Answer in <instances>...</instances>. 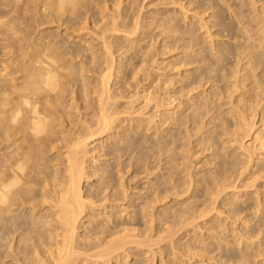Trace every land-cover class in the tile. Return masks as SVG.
Instances as JSON below:
<instances>
[{"label":"rangeland","instance_id":"374dc122","mask_svg":"<svg viewBox=\"0 0 264 264\" xmlns=\"http://www.w3.org/2000/svg\"><path fill=\"white\" fill-rule=\"evenodd\" d=\"M81 1L91 4L95 10V19L89 18V14L86 15L85 10L80 7V19L74 20L73 26V23H69L71 19L68 13L63 15V20L60 22L57 17L55 0H0V126L6 116L5 111L9 107L6 103L11 98V91L22 83L23 70L27 65L25 55L29 50H36L39 48V44L44 43L49 46L52 54H62L65 48L71 45L78 46L74 49L86 48L88 44L74 36L69 31L72 30L70 28L80 29L83 38H96V34H102L101 31L106 29L104 27L106 22L110 26L114 18L119 24L118 31L107 36L110 37L108 41L110 40L109 42L114 45L113 57L114 63H116L114 66L117 65L114 67L115 75L110 85L111 91H115L119 96L123 95V98L127 96L123 100L122 97L117 98L120 101L115 105L120 106L117 109L122 112L121 120L126 121L122 124L121 121H117L114 126L119 125V128L91 140L87 147V172L88 175L96 174V178H98L91 177L92 179L84 182L82 187L84 192L93 191L98 185L97 181L102 183L101 179L105 177L101 170L109 169V165L112 164L115 181L118 185H123L125 190L122 187L119 188L120 205L110 202L109 205L107 204L109 206L107 210L101 208L102 210L96 211L95 215L86 214V218L83 219L86 222L82 221L83 226L90 227L91 224H88V221L95 222L99 219L104 221L103 218L105 224H112L113 220L110 215L113 212L116 213L115 221L119 226L115 231L125 228L135 235V241L153 243H150L152 251L148 247L142 246L143 249L142 247L138 248L136 244H131L129 248H133L134 255L130 253L127 261L126 258H122L123 260L120 258L118 264H134L135 262H139V264H145L144 262L146 264H167L171 259L175 264H215V261L220 258L219 256L215 258L219 250L211 252L212 244L218 245L217 235L214 234L216 231L230 228L233 225L226 226L228 224V221L225 220L227 214L223 215V220L221 219V221H226V223L223 222L222 228H218L221 222L214 216L216 212L203 219H197V217L200 213L199 210L202 212L207 208L206 206H213V203H208L209 200L213 202L211 201V194L215 191L211 183L213 178L218 176L222 169L231 170L235 160L248 164L251 171H248L247 175H242V178H238L235 173L231 179L236 181V185H250L257 179L254 184H251L255 186L248 190L243 188L227 190L226 197L214 207L220 205L230 211L232 208L235 209L230 204L234 203L238 206L244 204L248 198H252V202L256 204L255 208L247 210L246 213L249 219L254 220L256 216L257 218L255 221L251 219L252 221L248 222L249 225L251 227L252 225L258 226L259 220H264V211L260 208L258 212L259 206H257L259 192L264 193V173L259 174L260 172H258L261 167H264V0ZM217 21L218 23L222 22L224 28L233 33L228 34L226 31L220 30L216 24ZM136 25L139 26L138 33L129 36ZM209 33L211 37H208ZM130 37L141 41L134 40L133 43H130L127 41V38ZM190 38L194 40L192 44ZM60 39L63 44L57 43ZM193 43L194 48H186L187 45H193ZM74 49L69 48L68 50L72 52ZM101 52L99 53L102 54ZM248 52H253L254 56L256 54L261 56L260 60L257 58L251 60L249 56H246ZM218 53H224L226 58L219 63L217 62ZM78 55H67L62 62L74 73V76L76 75V85L67 86V92L64 93L65 98L63 99V105L67 111L72 113L75 120L82 116L87 117V112L92 116L90 113L92 110L84 109V99L91 102L96 99V95L90 94L88 98L86 96L84 98L83 84L90 81L96 82V76H98V73L92 72H87V75L82 70L84 61L88 63L87 66L90 69L92 68L91 59L76 58ZM237 58L241 63L237 61ZM248 60L250 62H247ZM125 65H128L127 68H124ZM120 68H122L120 70L122 73L119 72ZM237 68L241 71L236 72ZM81 71L87 76L81 74ZM137 72H139L138 75ZM225 73L227 74L225 75ZM234 73H238L239 76L247 75L248 80H245L247 79L245 77L237 76V74L238 79L234 78ZM197 74L199 76L196 80L206 83L204 89L199 87L191 93L188 89L183 90L190 79H194ZM187 75L191 77L189 80L186 79ZM242 84L250 85L241 88L244 86ZM91 85L94 87L93 84ZM235 86H238L239 90L235 89ZM213 89L215 91L210 96L209 93ZM121 91H124L125 94ZM149 93H153L152 97L154 98L150 97ZM168 93L172 94L171 97ZM117 94L116 96H118ZM218 97L221 98L218 99ZM150 98L155 100H150ZM170 99H175V103H172ZM119 102L121 103L119 104ZM171 104H173V108ZM168 105L171 106L170 109H168ZM196 109L198 110L196 111ZM212 110L215 112L213 113ZM128 111L130 114H123ZM244 111L245 118L242 117L243 115L240 116ZM170 115H174L173 118ZM170 119L171 121H169ZM214 120L218 124L217 127L211 124V121ZM205 122H208V126L204 125L207 124ZM188 131L191 134H188ZM227 133H232L234 136ZM124 135H126V139ZM134 137L139 138V142L131 145ZM174 137L178 139L177 144L184 147L179 148L182 149V153L172 146ZM173 150H176L175 153ZM54 152L51 154H57L56 150ZM59 154L61 155V153ZM173 159L174 163L170 161ZM93 161H96V164ZM250 161H252L251 165ZM173 165L178 168L174 169ZM95 168L99 169V172ZM176 169H182L180 171H183L182 175L185 177H181L184 185L179 186L177 190L173 188L174 180H172L174 179L172 170ZM109 179L107 178L106 181L109 182ZM207 182L210 183L209 187ZM106 184L101 185V188H104ZM126 186L130 188V191ZM169 190L171 191L168 192ZM211 190L213 193L209 194L208 192ZM109 192L110 190L107 191V193ZM124 197L128 201L125 202ZM205 203L208 204L205 206ZM100 211L103 215L96 219L92 218V216H98ZM184 212L189 213L184 215ZM245 215L242 216L245 217ZM248 218L238 221L235 230H241ZM85 230L86 228L80 229L77 237L81 235L88 237ZM174 232L177 234L172 236ZM109 234L106 235L107 241L110 240ZM235 237L227 239L232 244H227V241L222 242L224 250L229 247L239 250L243 247L238 244V237ZM79 240L81 241V239ZM262 241L264 240L262 239ZM255 242L258 241L255 240ZM263 247H261L262 250H264ZM180 249L182 252L188 251L185 254L189 255L190 259L186 256L182 258H187L181 260L183 262L179 259H176L178 261L174 260L176 256L181 258ZM147 250L151 252L146 255ZM153 252L156 254L154 262L151 258ZM110 264H117V261L113 260Z\"/></svg>","mask_w":264,"mask_h":264},{"label":"bare ground","instance_id":"6f19581e","mask_svg":"<svg viewBox=\"0 0 264 264\" xmlns=\"http://www.w3.org/2000/svg\"><path fill=\"white\" fill-rule=\"evenodd\" d=\"M79 3L80 6H78ZM211 3L213 4V2ZM55 6L57 10V17L58 19H60V22H62L61 20H63L62 18L65 13H68L69 18L71 19V22L69 23H73L74 20L80 19L81 16L80 7H82L85 10L86 15L89 14V18L95 19V10L88 2L85 3L81 0H55ZM106 23H105L106 26H104L106 29L102 28L104 31H101L102 34L101 33L99 34L101 36L96 34V38L94 37L83 38V34L80 33V29L75 27L76 29L70 28L72 30H69L67 28L69 31H71V33L74 36L79 37L82 41L88 44L86 48L80 47L81 49L79 48L74 49V47H78V46L71 45L69 47H66L62 54H52L50 52L51 49L49 48V46L45 45L44 43V44H39V48L36 50H29V52H27L25 55L27 65L23 70L24 76L22 79V83L19 87L11 91L10 93L11 98L8 99L6 103L9 107L5 111L6 116L4 117L2 126H0V264H110L113 260L117 261L118 264V260L120 258L121 259L126 258V261L128 260L130 253L133 252V248H129L131 244H136L138 248L142 246L148 247L150 250L152 248L151 244L153 243L151 242L135 241L134 240L135 235L128 229L121 228L120 230L115 231L116 229L119 228V226L117 221H115L117 219L116 213L114 214L113 212L110 215V218H112L113 220L112 224H108V223L105 224L104 223L105 219L103 218L104 221L100 219L97 221L95 220V222L88 221V224L89 223L91 224L90 227L83 226L84 224L83 222H86L83 221V219L86 218L85 217L86 214L95 215V212L100 210L101 208H103V210H107L110 202H112L111 204L114 203V205L115 202L116 204L120 205L121 201L119 199L120 198L119 188L120 187L123 188V185L121 184L118 185V183L115 181L114 167L112 164L109 165V169L101 170L103 176L105 177H103V179L100 178L102 180V183H99V180L97 181L98 185L93 191L91 192L89 191L88 193L84 192L82 187V184L84 182H88V180L91 177L94 178L93 176H95L96 178V174L88 175L87 165H86L88 159L87 147L90 144L91 140H93V138L95 137L96 138L101 137L103 134L108 133L113 129L119 128V125L114 126L117 121H121V124L126 121V120L125 121L121 120V116H123L122 112L118 111L117 109V107L120 106H118V104L117 106L115 105L118 101H120V99L118 100L117 98L122 97L123 100L127 96L123 98L124 96L121 95L122 93L125 94L124 91L123 92L121 91L122 92L120 94L121 96L115 93V91H111L112 87L110 85L111 80L115 75L114 67L117 65L114 66V64H116L114 63L115 59L113 57L114 45H112L109 42L110 40L108 41V38L110 37L107 36L112 32L118 31L117 26H119V24L115 21L114 18L110 26L108 22ZM216 24L220 27V30L226 31L228 34L233 33L232 31H228L227 29H225L222 22L218 23L217 21ZM138 31H139V26L136 25V27L131 31V34L129 36L136 35ZM209 36L210 33L208 37ZM134 40L138 41L132 37L127 38V41H129L130 43H133ZM192 41L194 42V40L191 39V44ZM57 43L63 44L62 39L58 40ZM196 45L197 43L195 44V46ZM69 48H72L74 50H72L71 52L68 50ZM186 48H190V49L194 48V43L193 45H187ZM99 52H101L102 54H100ZM229 52L231 53V51ZM74 54L77 55L79 54L78 56H76V58L78 57V58L91 59V64H92L91 69L90 67L87 66L88 63L86 61L83 62L84 69L82 70L85 71L86 74L87 72L98 73L97 74L98 76H96L97 77L96 82L93 83V81L92 82L88 81L89 83L83 84L84 98L85 96L88 98L90 94L96 95V99L91 100V102L90 100L88 101L87 99H84L85 102L84 109L86 111L92 110L90 111V113H92V116L91 114H89V112H87L88 115L87 117L82 116V118L83 117L86 118L84 119L80 118L77 120L74 119L72 113L67 111L66 107L63 105V99L65 98L64 93L67 92V86L71 84L74 86L76 85L75 83H77V81H75L76 75L74 76V73L71 72V70L67 67V65L62 64V62L67 55H74ZM242 54L239 55L241 56ZM243 56L244 55H242V57ZM246 56H249L251 60L252 58H257V60H260L261 57L259 55L257 56V54L255 55L256 56L255 57L253 55V52L250 53L248 52ZM196 58L198 59L200 57H196ZM225 59L226 58L224 53L219 54V56L217 57V62L219 63L221 61H224ZM239 60L240 59L237 58V61ZM247 62L250 61L248 60ZM239 63L241 62L239 61ZM127 66L128 65H125L124 68H127ZM88 68L90 69L89 71L86 70ZM238 68L241 69L240 67ZM238 68L236 72H238L239 70ZM121 69L122 68L119 69V72L122 73V71H120ZM83 71H81V74H84ZM138 74L139 72H137V75ZM226 74L227 73H225V75ZM236 74L237 76H239L238 73H234L233 74L235 75L234 78L238 79ZM198 76L199 75L197 74L193 79L189 75H187L186 79L188 80L189 78L191 79L187 83V85L183 88V90L188 89L189 93H191L193 90L199 89V87L204 89L206 83L204 84L202 80H196ZM246 76H239V77L247 78ZM85 77L83 78L86 80L87 77L86 78ZM87 79L89 80V78ZM245 80H248V78ZM210 81L212 80L210 79ZM241 83L243 82L241 81ZM91 84H93L94 87H91L92 86ZM249 85L250 84H246V86L244 85L241 88H246L247 86L249 87ZM173 87L175 88V86ZM228 89L230 90V88ZM235 89L239 90V87L235 86ZM214 91L215 90L213 89L212 92L209 93L210 96ZM116 94L119 97L116 96ZM152 96H154L153 93L150 94V97ZM173 97L176 98V96ZM215 97L212 98L214 99ZM152 98H150V100H155ZM220 98L221 97H218V99ZM172 100L170 99L172 103H175L174 101L176 100L175 99L173 101ZM207 101L208 99L206 100V102ZM120 103L121 102H119V104ZM215 104L217 105V102ZM171 106L173 108V104H171ZM171 106L168 105V109H170ZM77 107L79 108L78 105ZM197 110L198 109H196V111ZM77 111L79 112V110ZM128 112L123 114H130V112L129 113ZM214 112L215 110L213 111V113ZM244 114L245 111L244 113L242 112L240 116L243 115L242 117L245 118ZM171 116L172 115H170V117ZM200 117L203 116L200 115ZM217 117L219 118V115ZM169 121H171V119ZM214 121H211V124H213L214 127H217L218 124H216V121L215 122ZM188 123H190V121H188ZM205 123L207 124L204 125L208 126V122ZM188 134L191 133L189 132ZM230 134L232 135V133H229L228 135ZM120 137L122 136L120 135ZM125 137L126 135H124V138ZM138 142H139V138L134 137L132 138L131 145ZM177 142L178 139L177 138L175 139L174 137L172 140V146L176 150L182 147L180 146V144H177ZM198 144L200 143L198 142ZM55 150L57 154L55 155L51 154L52 152L55 153L54 152ZM176 150H173V152L175 153ZM179 151L181 152L182 149L181 150L179 149ZM59 153H61V155ZM170 161L174 163V159L173 161L172 160ZM93 162L95 163L96 161ZM251 162L252 161H250L249 164ZM232 164L233 167H231V170L222 169L220 170L218 176L213 178L211 183L212 186L215 188V191L213 190L214 193L212 192V190L211 192H208L209 194L213 193L211 194L212 197L209 196L211 197V201L213 202H210V200L208 202V203H213V206L211 207L206 206L208 203L207 204L205 203V206L207 208L206 209L204 208L205 210L202 212L197 208L200 212L197 219L206 218L211 213L216 212L214 216H216L217 220L221 222V223L218 222L219 223L218 228H222L223 222L225 220L228 221V224H226V226L233 225L230 228L221 231H216V234H214L217 235L216 239L218 240V245L217 246L216 244H212V246L210 245L212 249L211 252L215 251L216 249L219 250L218 255L215 256V258H217L218 256L220 258L217 259V261H215V264H264V250L261 249V247L264 246V241H262V239L264 240V235H263L264 220L263 221L259 220L260 224L258 226L252 225L251 227L249 223L253 219L252 218L249 219L248 214L246 213L247 210H254L253 208H255L256 204L252 202V198H248L247 201H244L245 202L244 204L238 206H236L234 203L230 204L231 206L235 207V209L232 208L230 211H228V209H224L223 207H220V205L219 207L216 208L214 207L216 204H218L220 200H223L226 197L225 193L227 190L230 189L238 190V188H243L245 190H248L251 187L255 186L251 184H254L257 181V179L255 180V182H252L250 185L249 184L236 185L235 183L236 181L232 180L234 174L236 173L238 175V178L240 177L242 178V175L244 174L247 175V173H249L248 171H251V168H249L250 166L248 164L241 163L240 160H235ZM175 168L178 167L174 166V169ZM96 170H98L97 172H99V169ZM180 170L182 169L172 170L174 171L172 172L174 177V179L172 180H174L173 188L175 190H177L179 186L184 185L181 177L183 178L185 177L182 175L183 171ZM239 170L241 171L240 173L238 172ZM258 172H260L259 174L264 173V167H261L258 170ZM107 178H110L109 182L106 181ZM190 179H192V176H190ZM103 184L106 185L104 188H101V185ZM209 184L210 183L207 182L208 187L210 186ZM124 188L123 190H125ZM128 189L130 191V188H127V190ZM108 190H110L109 193H107ZM170 191L171 190H169L168 192ZM259 193L260 194L257 193L258 194L257 206H259L258 212L260 211V208L262 209V211H264L263 208L264 193H262V191ZM260 195L262 196L261 198ZM240 197L243 196L240 195ZM123 199H125V202L128 201L126 200V197H124ZM235 199L237 200L238 198L236 197ZM206 201H208L207 198ZM195 211L197 212V210ZM105 212L108 213L107 211ZM187 213L184 212V215ZM243 214H246L245 217L242 216ZM100 215H103L102 211L98 213V216L96 217L92 216V218L96 219L97 217H100ZM223 215H226L227 217L225 216L226 217L225 220L221 221ZM241 217L243 218L241 219ZM246 218H248L247 219L248 221H246L245 223L244 221H242L245 226H243L241 230H235L236 228L235 226L237 222ZM255 218H257V216ZM255 218L253 221L256 220ZM226 221L224 223H226ZM83 228H86L85 231H87L88 237L82 235L77 237L78 231ZM108 233H110L109 241H107V236H106ZM174 234L176 235L177 233L174 232L172 236H174ZM172 236H170V239H172ZM233 236L238 237L239 239L238 244L243 245V247L240 248L239 250H236L233 247H229L228 249L224 250L222 242L227 241V244H229L230 241H228L227 239ZM79 239H81V241ZM259 239L261 240L259 241ZM255 240H257L259 243L255 242ZM150 250L149 251L147 250L145 254L146 255L149 254L152 251ZM187 252L185 251L182 252L181 250V258L176 256L174 260L179 259V261H181L187 259V258L182 259L186 256L189 257V255H186ZM151 258H152V262H154L156 259V254L154 252ZM188 259H190V257ZM172 261L173 260L171 259L170 261L167 262V264H175ZM144 263L146 264V262ZM134 264H139V262H135Z\"/></svg>","mask_w":264,"mask_h":264}]
</instances>
